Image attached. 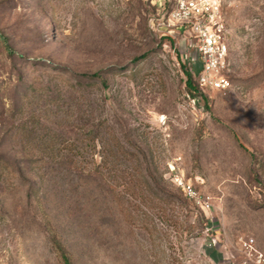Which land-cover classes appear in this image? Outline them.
<instances>
[{"label":"rangeland","instance_id":"obj_1","mask_svg":"<svg viewBox=\"0 0 264 264\" xmlns=\"http://www.w3.org/2000/svg\"><path fill=\"white\" fill-rule=\"evenodd\" d=\"M223 4L231 85L213 89L195 36L158 29L166 0H0V264H64L54 228L74 264H256L242 241L264 252V0ZM48 144H98V171ZM138 160L155 207L112 188Z\"/></svg>","mask_w":264,"mask_h":264},{"label":"built area","instance_id":"obj_2","mask_svg":"<svg viewBox=\"0 0 264 264\" xmlns=\"http://www.w3.org/2000/svg\"><path fill=\"white\" fill-rule=\"evenodd\" d=\"M224 0H170L168 9L161 15L157 27L171 36L186 27L196 38V48L201 63L197 79L202 86L226 89L231 81L226 75L229 66L228 26L223 9ZM175 182L184 194L204 205L193 184L181 176ZM245 253L256 264H264V252L256 247L255 238L242 241Z\"/></svg>","mask_w":264,"mask_h":264},{"label":"trees","instance_id":"obj_3","mask_svg":"<svg viewBox=\"0 0 264 264\" xmlns=\"http://www.w3.org/2000/svg\"><path fill=\"white\" fill-rule=\"evenodd\" d=\"M169 1L166 0L167 5L169 7ZM167 9V8H166ZM7 48L10 50V46L8 44ZM188 75L187 79V86L190 90L197 89L193 85V78L192 73L187 71ZM86 76L90 78H96L100 74L98 72L91 73V74H85ZM53 156L56 157V155L59 154H67L64 152H68L70 154L69 156V165L71 167H77L76 171L79 169L82 174L85 173V178L91 177L92 174L96 173L98 171V168L100 164L97 162L96 154H98V144H48ZM119 150L122 153V158L117 155V158H119V163L125 164V160H128V150L124 145H119ZM80 156L81 160L78 161L75 159V157ZM136 165L134 167L135 172H129V168L125 167L122 170V174L118 175V177H113L115 180L114 184L112 185L113 189H116L117 186H122L121 192L118 194V200L121 205L124 207H132L136 209L139 206L142 205H149L152 207L157 206L159 203L157 192L153 190V187L151 183L148 180L143 179L139 175H136V172H140L142 164L140 160L136 161ZM108 170L111 172L112 169L116 168L115 166H111V161L109 160L107 162ZM114 176V175H113ZM147 186V188H146ZM128 192L127 195H124L123 192ZM165 196L160 199L163 200V203L165 204V207L167 205H175V204H183L185 201L183 199L180 202L179 198L177 196L173 195V193L165 192ZM158 201V202H157ZM181 204V205H182ZM164 207V211L167 210V208ZM167 219H164L165 221L172 220L171 217H166ZM51 240L53 242V245L55 247V250L57 251L61 261L64 264H74L72 253L67 248V245L62 240L58 230L54 228L51 236Z\"/></svg>","mask_w":264,"mask_h":264}]
</instances>
